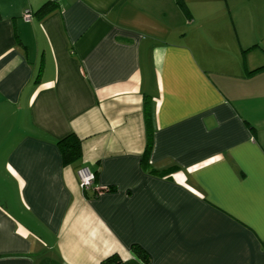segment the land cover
<instances>
[{"label": "crops", "instance_id": "obj_1", "mask_svg": "<svg viewBox=\"0 0 264 264\" xmlns=\"http://www.w3.org/2000/svg\"><path fill=\"white\" fill-rule=\"evenodd\" d=\"M113 254L264 264V0H0V264Z\"/></svg>", "mask_w": 264, "mask_h": 264}, {"label": "trees", "instance_id": "obj_2", "mask_svg": "<svg viewBox=\"0 0 264 264\" xmlns=\"http://www.w3.org/2000/svg\"><path fill=\"white\" fill-rule=\"evenodd\" d=\"M56 8V3L52 1H46L43 4H41L35 14L39 17L45 16L49 12H51L53 9ZM262 67L256 68L251 72H255ZM250 72V73H251ZM144 124H145V135H146V143H145V156L143 161L146 160V155L148 154L149 150L152 146V139H153V130H154V124L151 117V112L148 107V103L145 101L144 105ZM56 146L59 150L61 161L63 165H70V164H77L81 160L82 156V150H81V139L74 133H69L59 139L56 140ZM112 188L106 187V188H99L96 189L93 193V195H97L101 192H108L111 191ZM132 251L139 256L143 261H148V255L147 253L141 249L138 245H133ZM121 262V259L117 254H113L105 259H103L100 264H119ZM39 264H58V262L54 260H43Z\"/></svg>", "mask_w": 264, "mask_h": 264}, {"label": "built area", "instance_id": "obj_3", "mask_svg": "<svg viewBox=\"0 0 264 264\" xmlns=\"http://www.w3.org/2000/svg\"><path fill=\"white\" fill-rule=\"evenodd\" d=\"M23 17H25L26 19L30 17V11L28 9L24 11ZM77 175L79 178V185L81 189H89L92 186L95 175L87 167H79L77 170Z\"/></svg>", "mask_w": 264, "mask_h": 264}]
</instances>
